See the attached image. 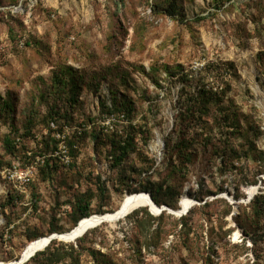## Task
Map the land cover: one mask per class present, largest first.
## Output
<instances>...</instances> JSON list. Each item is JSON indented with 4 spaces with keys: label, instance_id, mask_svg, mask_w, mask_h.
<instances>
[{
    "label": "rangeland",
    "instance_id": "rangeland-1",
    "mask_svg": "<svg viewBox=\"0 0 264 264\" xmlns=\"http://www.w3.org/2000/svg\"><path fill=\"white\" fill-rule=\"evenodd\" d=\"M202 89L220 98L189 124L181 113ZM113 105L127 116L114 128L135 138L120 166L101 135L79 140L71 162L59 160L64 167L54 163L52 116L70 133L82 125L98 133L112 130ZM177 137L186 150L171 158L166 142L176 147ZM263 152L264 0H0L1 263L52 230H71L80 202L113 213L130 196L127 185L150 177L181 193L170 209L192 203L191 246L177 225L188 213L166 211L162 246L138 259L122 219L91 229L112 264H264V217L254 220L250 209L264 194Z\"/></svg>",
    "mask_w": 264,
    "mask_h": 264
},
{
    "label": "trees",
    "instance_id": "trees-1",
    "mask_svg": "<svg viewBox=\"0 0 264 264\" xmlns=\"http://www.w3.org/2000/svg\"><path fill=\"white\" fill-rule=\"evenodd\" d=\"M168 13L172 15L174 14V11L171 10L168 11ZM68 71H72L70 69L66 71V74L70 75V72ZM66 84L67 83L65 80L63 82L59 81L58 83V85L62 86H66ZM194 94H197L194 97V100L190 104H188L181 113V116L184 117V119L190 121L189 124H193L194 122L198 123V121H203L205 117L207 118V116H209L211 106L218 101V98H220L217 93H214L212 90L207 89L196 91ZM117 108L115 107V105H113L111 108L106 109L107 118H112L115 121L113 123L112 130L102 128L101 132L98 133L97 128L92 129V127L90 126L82 125L76 127L74 132L67 134L65 130L66 128H70V126L68 125L69 123L66 122L62 124L58 121L57 117L52 116L50 122L47 125V133L50 135L49 138L52 142L53 148L56 149V152L58 151V145L60 143V140L57 139V134L66 133L64 141L66 143L69 156L71 158H74L76 156L75 153H78V151L80 150L79 140L83 139L87 135H101L103 137H106L103 140L109 141L106 143H109L111 145L112 149L110 153L112 154L111 156L113 158V167L117 168L123 163L124 159L129 156V152L135 140L133 135L128 133V131H118V129L114 128L116 127V122L127 119V116L125 114L115 113L118 111ZM54 115L57 116V113H55ZM52 124L55 125V128L51 127ZM179 138L180 137H177V141H179L176 147H173L172 145L173 139L172 141L170 140L166 142V150L167 153L170 154L171 158L174 156V149H177V152L182 153L184 150H186L185 141L180 140ZM4 143L5 146L11 151L15 148L13 142L9 138H6L4 140ZM186 154L192 156V152H187ZM59 160L60 156H57L53 159L54 163L56 162L60 164L61 167H64ZM50 165L49 162H47V166ZM177 171H181V169L179 167L173 166V172L176 173ZM130 181L132 180L130 179ZM136 184L137 187L135 189H132L131 186L127 185L129 195L150 193L153 202L157 206H167L168 208L172 209L178 208L177 203L181 193L177 190L176 186L168 184L167 180L161 184H158L153 183L150 177H145L142 180L137 181ZM209 205L210 204L206 202L204 205L200 206V208L206 209ZM250 209L252 211V216L254 217V220H261L264 217V194L258 195L251 202ZM114 212H116V209L113 211V213ZM165 212H163L159 218H156L151 214V212L147 208H139L133 213H131L129 216H127L125 220L119 222V225H122V231L128 229V231H131L132 233V248L134 251V256L136 258L139 259L143 256L142 251L144 248L147 249V251L151 252V248H154V250H158L162 246V238L168 233V231L165 230L163 224L161 223L163 217L166 216ZM74 213L76 214V218H74V226L68 232L72 231L83 219L95 215L90 211L89 202H80L75 207ZM96 214L102 215L106 213L99 212ZM193 220L194 210L190 211L186 217L180 218L177 222V225L180 227V233L182 234L181 237L185 235L183 237V246L184 248L188 249L191 246V241H189L190 232L192 230V228L190 227V222H193ZM98 230L99 229L96 228L94 230L88 231L83 237L79 238L76 242L70 244L54 240L44 251L38 252L26 264H81L82 258L84 256H88L90 259H92L94 264H112L110 261L111 254L103 251V249H98L96 246L99 241V236L97 235ZM68 232L52 230L49 236L53 234H64ZM37 239L39 238L31 240L28 245ZM100 244L103 245L104 243L100 242ZM19 259L20 257L16 259V261H18Z\"/></svg>",
    "mask_w": 264,
    "mask_h": 264
},
{
    "label": "bare ground",
    "instance_id": "bare-ground-1",
    "mask_svg": "<svg viewBox=\"0 0 264 264\" xmlns=\"http://www.w3.org/2000/svg\"><path fill=\"white\" fill-rule=\"evenodd\" d=\"M255 189H249L248 195L252 196L254 194ZM149 197L146 193H140V194H133L130 196L125 197L123 203L119 207V209L111 216L101 217L100 214L92 215L89 218L83 219L79 224L73 229V232L69 235L58 237V239L66 240L67 242L75 241L79 236L83 235L84 233L88 232L89 230L98 227L100 225H103L104 223H114L117 221H120L121 219H124L128 213H130L132 210L138 208V207H148L150 206ZM182 206L183 211H186L187 208H189V201L186 200L183 204L181 202L180 204ZM151 209L156 212L158 209H156L154 206L151 205ZM107 214V213H106ZM106 220V221H105ZM65 234V233H64ZM48 243V239L46 237L39 238L33 242H31L23 251L22 257L24 260L31 257L36 252L42 250ZM1 264V262H0Z\"/></svg>",
    "mask_w": 264,
    "mask_h": 264
},
{
    "label": "water",
    "instance_id": "water-1",
    "mask_svg": "<svg viewBox=\"0 0 264 264\" xmlns=\"http://www.w3.org/2000/svg\"><path fill=\"white\" fill-rule=\"evenodd\" d=\"M146 194H147L148 197H149L150 204H151L152 206H154L156 209H158L156 212H154V211L151 209V205L148 206L149 211H150L153 215H156V216H159V215H161L163 212L167 211V212L170 213V214H173V215H176V216H180V217H182V216H184V215H186V214L188 213L190 207L192 206V203H191V205L189 206V208H187L186 211H183V210L174 211V210L168 208L167 206H162V207L157 206V205L153 202L151 194H150V193H146ZM252 196H253V195H252ZM252 196H249V198H252ZM180 204H181V202L179 203V205H180ZM139 208H140V207H138V208L132 210L130 213H128V214L126 215V217L129 216L131 213H133L135 210H137V209H139ZM111 215H113V214H102V215H100V216H101V217H106V216H111ZM126 217H125V218H126ZM125 218H124V219H125ZM121 220H122V219H121ZM105 221H106V220H105ZM104 224H106V223H104ZM73 231H74V230H72L71 232H73ZM86 233H87V232H86ZM86 233H84L83 235L79 236L75 241H72V242H76L79 238L83 237ZM69 234H70V233H65V234H53V235H51V236H49V237H46V238L48 239V243H47V245H46L42 250H40V251H38V252L44 251V250H45V249H46V248L52 243V241H54V240H58V241H61V242H66V243H68L66 240L58 239V237H63V236L69 235ZM38 252H36L35 254H33L31 257H29V258L26 259V260H24L23 257L21 256L20 259H19L18 261H13V262H10V263H1V264H26V263L29 262L30 259L33 258Z\"/></svg>",
    "mask_w": 264,
    "mask_h": 264
},
{
    "label": "built area",
    "instance_id": "built-area-1",
    "mask_svg": "<svg viewBox=\"0 0 264 264\" xmlns=\"http://www.w3.org/2000/svg\"><path fill=\"white\" fill-rule=\"evenodd\" d=\"M51 127L55 128V125L52 124ZM108 127L109 128H113V126H112L110 121H108ZM65 132L67 134L70 133V129L66 128ZM65 134L64 133H59L56 136L57 139L60 140V143L58 145V151L56 152V155L60 156V159L62 160L63 164H69L71 162V158L69 156L68 149H67L66 143L64 141L65 136H66ZM31 179H32V175L29 172L21 173L19 178H18V180H17V182L20 185L19 187L20 188L25 187L31 181Z\"/></svg>",
    "mask_w": 264,
    "mask_h": 264
}]
</instances>
